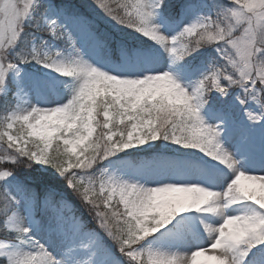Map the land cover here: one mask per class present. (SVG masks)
Returning <instances> with one entry per match:
<instances>
[{"label": "snow or ice", "instance_id": "snow-or-ice-1", "mask_svg": "<svg viewBox=\"0 0 264 264\" xmlns=\"http://www.w3.org/2000/svg\"><path fill=\"white\" fill-rule=\"evenodd\" d=\"M0 264H264V0H0Z\"/></svg>", "mask_w": 264, "mask_h": 264}]
</instances>
